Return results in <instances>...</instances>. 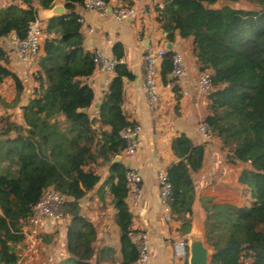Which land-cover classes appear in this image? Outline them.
I'll return each mask as SVG.
<instances>
[{
  "label": "trees",
  "instance_id": "1",
  "mask_svg": "<svg viewBox=\"0 0 264 264\" xmlns=\"http://www.w3.org/2000/svg\"><path fill=\"white\" fill-rule=\"evenodd\" d=\"M13 1L26 8L16 3L0 8V38L10 34L24 38L29 22L37 17L33 0ZM55 1L38 0V4L48 9ZM61 1L66 13L52 16L45 24L38 61L44 80L39 95L22 109L23 125L0 115V159L16 165L15 172L0 173V264H17L15 246L23 241V222L49 188L66 199L61 212L69 219L68 256L58 264H99L98 258L108 250L97 248V228L80 202L100 180L91 165L98 159L110 162L125 148L120 133L130 123L122 111L124 80L132 79V74L124 63L115 65L98 118H91L93 90L86 79L95 65L92 52L83 46L75 11L85 0ZM120 1L132 5L131 0ZM224 1L242 0H167L155 8L156 19L169 42L175 31L182 38H192L198 70L211 73L210 114L204 120L228 148V163L249 164L239 173L238 182L254 199L250 206L203 199L210 202L203 204L204 236L213 249L210 264H245L247 260L264 264V0H245L255 4L253 9L232 8ZM216 4L219 7H213ZM111 53L117 59L124 57L120 43L112 46ZM171 55L167 51L161 62L162 84L174 81L169 78ZM4 61L6 53L0 46V83L13 79L17 102L23 87L1 64ZM178 91L175 85L177 97ZM170 148L177 162L166 169L169 207L174 220L181 223L179 233L187 235L195 199L191 173L201 168L204 145H193L182 133L171 140ZM125 172L123 164H110L107 183L120 233L119 264H136Z\"/></svg>",
  "mask_w": 264,
  "mask_h": 264
},
{
  "label": "crops",
  "instance_id": "2",
  "mask_svg": "<svg viewBox=\"0 0 264 264\" xmlns=\"http://www.w3.org/2000/svg\"><path fill=\"white\" fill-rule=\"evenodd\" d=\"M4 1V0H3ZM132 7L136 10V16L126 20H117L112 15L99 16L93 11L85 10L83 5L76 7L75 11L84 19L81 24V33L84 37L83 46L86 51L96 50L105 52L109 57L112 46L120 43L124 50L123 63L132 74V79L124 80V94L122 111L129 123L139 124L142 132L138 137V149L132 158H127L122 153L116 157L124 167L137 169L141 176V197L137 203H133L127 196L125 201L132 215L131 238L140 232H146L150 243L149 264H172V244L177 239H186L187 235L179 233L180 221L174 220L166 224L158 197L157 169L163 166L166 169L177 158L172 154L171 140L179 134H185L193 145H204L201 168L192 172V180L195 188V199L191 215L190 232H204L205 212L203 204L210 205L203 199H211V203H228L235 206H244L243 190L246 186L238 182L241 170L248 168V163L230 164L226 161L228 148L223 147L221 140L213 135L209 140H204L197 131V123L204 120L210 114L207 95H202L197 90V77L199 74L195 58L192 38H182L175 31L172 42L166 40V34L157 22L156 7H163L167 0H131ZM16 3L22 8L26 5L19 1L7 0L0 8ZM232 8H240L239 3L222 2ZM55 4L63 5L61 0ZM110 8L127 7L120 0H108ZM36 7L37 18L44 24L51 17L43 15V8L38 0H33ZM213 7H219L217 4ZM66 10L64 9V14ZM42 38V44L44 40ZM4 46L6 61L1 62L21 82L23 90L19 100L14 102L16 91L11 77L5 78L0 83V115L14 113L11 120L23 125L22 109L28 102L39 95L40 82L44 80L38 61L42 56V45L39 57L34 63H27L19 59L12 44L14 35L10 34ZM4 37V38H7ZM168 51L180 52L186 65L184 75L162 84L160 80V66L158 68L159 104L153 110L149 107L146 96L142 90V54L147 46L154 48H166ZM113 73L95 66L92 75L86 82L93 90V102L88 109L91 118H98L100 104L107 93L108 84ZM177 86L178 97L173 92ZM108 130V127H104ZM115 158V157H114ZM98 159L91 169L100 178L96 186L89 191L80 205L84 214L97 228V245L99 249H108L98 258L99 264H119V228L114 221L116 209L113 198L109 193V166L113 163ZM248 192V191H247ZM249 193V192H248ZM69 219L55 221L44 218L39 227L41 241L33 243L29 237L15 246L18 256L17 264H58L67 258L65 251V232ZM189 232V233H190ZM188 254L179 260V264H188Z\"/></svg>",
  "mask_w": 264,
  "mask_h": 264
},
{
  "label": "built area",
  "instance_id": "3",
  "mask_svg": "<svg viewBox=\"0 0 264 264\" xmlns=\"http://www.w3.org/2000/svg\"><path fill=\"white\" fill-rule=\"evenodd\" d=\"M85 10L93 11L99 16L106 17L112 15L117 20H126L136 16L134 7L110 8L104 0H85L83 3ZM80 24L84 23L82 17L78 18ZM44 35V24L37 17L29 22L26 36L22 39L14 35L12 44L17 57L27 63L37 61ZM168 50L163 48H154L147 46L142 54V90L146 96L149 107L153 110L158 108L159 104V82L158 68L164 55ZM93 63L96 67L112 72L115 65L123 63V59H117L114 56L109 57L103 51H93ZM172 69L169 78L176 80L181 78L185 71L186 65L183 55L180 52H174L171 55ZM197 90L202 95H208L212 90L211 73L209 70L201 71L197 77ZM197 131L204 140H209L212 131L205 120L197 123ZM142 132L139 124L130 123L125 127L120 136L125 142V148L121 152L127 158H132L138 149V137ZM125 181L127 187V196L133 203H137L141 197V176L137 169L127 168L125 172ZM158 197L163 220L166 224L174 221L169 207L171 187L167 180L166 168L159 166L157 169ZM66 199L59 195L51 188L47 189L41 198L31 206V215L23 222L22 234L29 237L33 243L41 241L39 227L44 218L62 221L66 216L61 212V206ZM132 242L138 251L136 264H149L150 260V243L146 232H140L133 236ZM172 264H179V260L185 258L188 254L187 240L177 239L172 244Z\"/></svg>",
  "mask_w": 264,
  "mask_h": 264
},
{
  "label": "water",
  "instance_id": "4",
  "mask_svg": "<svg viewBox=\"0 0 264 264\" xmlns=\"http://www.w3.org/2000/svg\"><path fill=\"white\" fill-rule=\"evenodd\" d=\"M43 15L48 18L57 15H64V7L60 4H54L51 8L44 9ZM171 47L172 45L170 43L166 45L167 50H170ZM118 160L119 158L115 157L113 163H117ZM186 239L188 264H210L213 249L207 245L204 232L192 231L187 234Z\"/></svg>",
  "mask_w": 264,
  "mask_h": 264
},
{
  "label": "rangeland",
  "instance_id": "5",
  "mask_svg": "<svg viewBox=\"0 0 264 264\" xmlns=\"http://www.w3.org/2000/svg\"><path fill=\"white\" fill-rule=\"evenodd\" d=\"M7 3V0H0V7L3 5V4H6ZM238 7L240 8H243V9H253L255 8V4L253 3H250L248 1H245V0H242L240 1L238 4H237ZM45 37V36H44ZM9 40V38H0V45L1 46H4V43H7ZM10 117V119L13 117L15 118L14 116V113H10L8 115ZM213 135H215L213 133ZM212 135V136H213ZM92 167V166H91ZM16 170V165L14 163H11L9 160H7L6 158H2L0 159V173H7V172H15ZM243 199L245 201H243V204L244 206H250L253 202H254V199L250 197L249 193L246 191V189L243 190ZM245 264H249V260H247L245 262Z\"/></svg>",
  "mask_w": 264,
  "mask_h": 264
}]
</instances>
